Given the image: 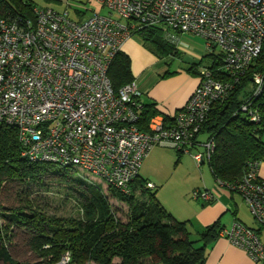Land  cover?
<instances>
[{"label": "built area", "instance_id": "1", "mask_svg": "<svg viewBox=\"0 0 264 264\" xmlns=\"http://www.w3.org/2000/svg\"><path fill=\"white\" fill-rule=\"evenodd\" d=\"M93 1L107 13L93 11L76 20L67 11L35 7L33 20L0 17V126L17 129L28 162L71 167L123 194L155 146L189 154L197 166L208 161L215 143L199 138L201 125L264 49V0ZM146 28L159 30L178 50L187 47L185 36L199 38L208 51L218 48L226 78L203 68L172 121L156 115L142 131L134 80L114 91L107 72L124 42ZM253 82L257 96L264 75L253 73ZM240 110L258 121L251 102ZM215 182L239 193L264 227V179L257 162L236 184ZM193 194L211 197L207 190ZM219 236L242 249L252 264H264V244L242 222L235 220ZM68 261L66 252L57 264Z\"/></svg>", "mask_w": 264, "mask_h": 264}, {"label": "trees", "instance_id": "2", "mask_svg": "<svg viewBox=\"0 0 264 264\" xmlns=\"http://www.w3.org/2000/svg\"><path fill=\"white\" fill-rule=\"evenodd\" d=\"M35 7L31 0H0V17L33 20ZM76 14V20L85 18V12L80 9ZM158 32L146 28L136 36L145 48L158 56L179 55L180 51ZM207 60L209 63L203 65ZM198 64L201 70L207 68L215 77L226 78L222 71V55L219 51L215 53V48L207 50V54L187 69L200 77L201 70L194 69ZM255 72L264 75V49L226 99L213 104L200 128V139L211 137L214 140L213 152L206 163L214 179L224 185L239 182L251 162L259 165L264 161V82L260 93L254 96ZM107 75L114 91L133 81L130 57L122 50L118 51ZM248 101L257 109L258 121L251 120L240 110L241 104ZM140 103L137 122L140 130L148 131V122L156 115H161L165 123L172 121L173 113L162 114L153 102L140 100ZM21 151L17 129L1 125L0 188L4 183L16 182L19 189L18 205H0V264H21L9 251L15 229L28 234L30 248L41 258V264H55L66 252L68 264L90 261L95 264H204L208 246L220 237L222 227L218 222L193 233L188 222L177 220L165 210L153 188L138 175L127 194L109 187L118 199L129 205L124 221L117 216V210L98 183L86 181L68 166L30 163ZM56 194L61 195L62 205L72 202L78 212L75 215L57 214V208L51 203Z\"/></svg>", "mask_w": 264, "mask_h": 264}, {"label": "crops", "instance_id": "3", "mask_svg": "<svg viewBox=\"0 0 264 264\" xmlns=\"http://www.w3.org/2000/svg\"><path fill=\"white\" fill-rule=\"evenodd\" d=\"M127 39L122 51L131 61V72L142 102H153L162 114H172L188 99L199 82L198 74H193L183 67L171 71L152 70L157 63L156 57L141 45L140 40ZM187 44L188 39L183 37ZM189 44V43H188ZM187 48V47H186ZM180 51V50H179ZM181 54V52L179 53ZM190 63H194L196 60ZM264 140V135H262ZM203 163L199 166L189 156L170 152L165 147L155 146L142 161L138 177L154 185L152 191L161 205L174 218L188 222L193 233L218 222L222 228H228L238 220L254 229L264 244V227L251 217L249 209L239 193L229 191L216 184L205 173L200 178L192 179L189 174L199 171L203 174ZM192 171H189V167ZM178 169H183L180 182H176ZM210 170V169H209ZM258 175L264 179V161L258 165ZM196 190H207L211 197L205 199L193 194ZM204 264H252L247 254L233 246L224 237H218L207 248Z\"/></svg>", "mask_w": 264, "mask_h": 264}, {"label": "rangeland", "instance_id": "4", "mask_svg": "<svg viewBox=\"0 0 264 264\" xmlns=\"http://www.w3.org/2000/svg\"><path fill=\"white\" fill-rule=\"evenodd\" d=\"M31 1L36 5V7L50 6L60 12L67 11L69 13V16L74 19L78 17V14H76L77 9L78 10L80 9L81 11L85 12V14H83L84 17H88L89 15L92 14L93 11H99L103 14L107 13L106 9L102 8L97 2L93 0H62V2H57L55 0H31ZM158 35L162 36V33L158 32ZM133 37L135 38L133 40L137 41L138 37L136 35H134ZM185 38L188 39L189 44L187 43L186 44L187 48L180 50L181 54L177 56H171L170 54L158 56L143 46L146 50H148L151 53L153 57L157 58L156 61L158 62L153 64L151 67L154 72L160 69L162 72L167 69H170L171 71H173L177 67H183L185 69H188L191 64L190 62L193 61L192 59L198 60L200 57L207 54V50L205 49L204 43L202 40H200L197 37H191V36H185ZM218 51H219L218 48H215V53H217ZM208 63H209V60H207V62L202 63V64L204 65ZM201 68L202 67L199 64L194 67L195 71H200ZM201 140H204V138L202 137ZM167 149L168 148H166V150ZM168 150L172 153L176 152V150L174 149H168ZM182 155L189 156L191 158L189 154L182 153ZM202 166L204 168L202 172L203 174H200L199 171L197 172L193 171L192 174H189L190 177L192 179H195L196 177L200 178L201 175H204L206 173L207 176L211 178L212 180V175L210 173L208 164L204 162ZM188 168H189V171H192L190 166ZM182 172H183V169L177 170L176 182H180L181 178L179 174H182ZM77 175L81 178H84L86 181H90V182L92 181V182L98 183L101 186L104 193L107 195L110 204L113 206L115 210H117V216L124 221L127 219L128 213H129V205L125 203L124 201H121L120 199H118L115 196L116 194L114 195V192L111 190V188H109L102 180H100L96 176H92L90 174L83 173V172H78ZM18 189H19V186H18V183L16 182L4 183L2 187L0 188V205L6 206V207L18 205V199H17ZM53 190L56 191L55 189ZM60 196H61L60 194H58L57 196H53L51 200L52 206L54 208L55 207L57 208L55 212L57 214H62V215H75L78 212L77 208L73 205L72 202L66 203V205H62L60 201L61 200ZM251 217L253 218L252 215ZM28 240H29V236L24 230L15 229L14 236L9 246V251H10L12 258L16 262H19L21 264L23 263L41 264L39 263L41 258H39L37 254L34 253L33 250L30 248ZM262 240H264V237H262ZM68 263L69 261L66 264ZM86 264H95V263L90 261Z\"/></svg>", "mask_w": 264, "mask_h": 264}]
</instances>
